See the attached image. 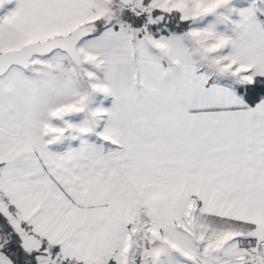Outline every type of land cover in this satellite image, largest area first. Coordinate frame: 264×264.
I'll return each instance as SVG.
<instances>
[{"label":"snow or ice","instance_id":"1","mask_svg":"<svg viewBox=\"0 0 264 264\" xmlns=\"http://www.w3.org/2000/svg\"><path fill=\"white\" fill-rule=\"evenodd\" d=\"M0 264H264V0H0Z\"/></svg>","mask_w":264,"mask_h":264}]
</instances>
